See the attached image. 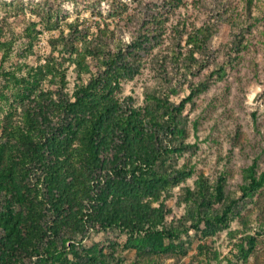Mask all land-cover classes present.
Listing matches in <instances>:
<instances>
[{"label": "rangeland", "instance_id": "1", "mask_svg": "<svg viewBox=\"0 0 264 264\" xmlns=\"http://www.w3.org/2000/svg\"><path fill=\"white\" fill-rule=\"evenodd\" d=\"M176 2L0 0V137L20 119L29 92L71 94L103 73L109 56L151 34L145 49L127 57L138 74L115 95L151 127L159 124L163 153L153 172L191 171L146 198L164 216L154 232L97 225L103 214L84 209L25 264H264V187L246 197L240 189L254 161L264 171V0ZM83 29L92 42L79 66L65 44ZM194 35L203 48L188 44ZM193 91L182 112H173ZM182 143L192 146L177 152ZM219 181L224 199L209 204L200 192L211 196Z\"/></svg>", "mask_w": 264, "mask_h": 264}, {"label": "trees", "instance_id": "2", "mask_svg": "<svg viewBox=\"0 0 264 264\" xmlns=\"http://www.w3.org/2000/svg\"><path fill=\"white\" fill-rule=\"evenodd\" d=\"M73 36L65 46L71 57L80 56L82 66L92 42L89 31L83 29ZM153 38L149 34L135 49L109 56L104 72L75 85L71 94L46 99L41 95L32 98L29 92L22 98L29 105H23L20 119L2 128L0 137V264H25L40 251L45 238L55 236L76 211L84 216V209L88 214L98 210L103 215L95 224H116L137 232L147 226L154 232L163 221L164 216L152 208V199L146 198H151L156 186H168L173 179L190 176L191 171L154 173L163 153L159 124L151 127L141 111L115 95L122 80H131L139 72L137 63L127 57L145 49ZM187 42L200 49L204 46L198 35ZM194 94L173 112L180 114ZM59 116L63 121L54 124ZM191 146L182 143L176 150ZM263 187L264 171L258 173L254 161L246 169L242 195ZM200 196L209 204L220 202L224 199L222 181L211 196L204 190ZM231 212L229 205L215 220L222 222Z\"/></svg>", "mask_w": 264, "mask_h": 264}, {"label": "water", "instance_id": "3", "mask_svg": "<svg viewBox=\"0 0 264 264\" xmlns=\"http://www.w3.org/2000/svg\"><path fill=\"white\" fill-rule=\"evenodd\" d=\"M262 93V90L259 91L252 99V102L255 103L257 101V99L259 98L260 94Z\"/></svg>", "mask_w": 264, "mask_h": 264}]
</instances>
